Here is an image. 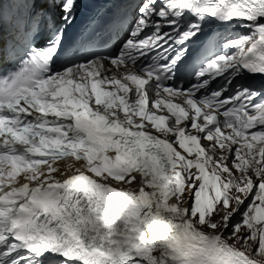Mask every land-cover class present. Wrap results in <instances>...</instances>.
<instances>
[{
    "label": "snow or ice",
    "instance_id": "snow-or-ice-1",
    "mask_svg": "<svg viewBox=\"0 0 264 264\" xmlns=\"http://www.w3.org/2000/svg\"><path fill=\"white\" fill-rule=\"evenodd\" d=\"M77 7L0 15V264H264V0H136L115 52Z\"/></svg>",
    "mask_w": 264,
    "mask_h": 264
},
{
    "label": "bare ground",
    "instance_id": "bare-ground-1",
    "mask_svg": "<svg viewBox=\"0 0 264 264\" xmlns=\"http://www.w3.org/2000/svg\"><path fill=\"white\" fill-rule=\"evenodd\" d=\"M132 185H135V182ZM135 189H137V186L135 187Z\"/></svg>",
    "mask_w": 264,
    "mask_h": 264
},
{
    "label": "rangeland",
    "instance_id": "rangeland-1",
    "mask_svg": "<svg viewBox=\"0 0 264 264\" xmlns=\"http://www.w3.org/2000/svg\"><path fill=\"white\" fill-rule=\"evenodd\" d=\"M132 186V185H131ZM133 189V188H132ZM205 231H207L206 229H205ZM230 243H231V241H229Z\"/></svg>",
    "mask_w": 264,
    "mask_h": 264
}]
</instances>
